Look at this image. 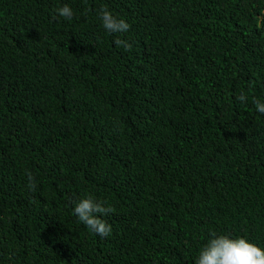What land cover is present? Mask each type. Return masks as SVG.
<instances>
[{"label":"trees","instance_id":"1","mask_svg":"<svg viewBox=\"0 0 264 264\" xmlns=\"http://www.w3.org/2000/svg\"><path fill=\"white\" fill-rule=\"evenodd\" d=\"M256 100L264 0H0V264H195L213 233L264 250ZM88 195L108 237L73 214Z\"/></svg>","mask_w":264,"mask_h":264},{"label":"clouds","instance_id":"2","mask_svg":"<svg viewBox=\"0 0 264 264\" xmlns=\"http://www.w3.org/2000/svg\"><path fill=\"white\" fill-rule=\"evenodd\" d=\"M209 3L210 0H203ZM60 17L71 20L73 9L65 4L56 10ZM100 22L105 31L109 34H123L128 32L130 24L114 15L107 7L99 9ZM116 47H122L125 51L132 49V44L117 35L114 40ZM240 102H246L247 97L241 93L236 98ZM256 110L264 113V102L254 101ZM28 188L35 191L37 185L33 175L27 174ZM114 209L108 206L105 201L98 200L91 195L85 196L76 201L73 206V214L85 227L99 237H108L111 234V225L104 217L111 214ZM195 264H264V250L244 238L231 239L228 236L220 235L211 238L200 250Z\"/></svg>","mask_w":264,"mask_h":264}]
</instances>
